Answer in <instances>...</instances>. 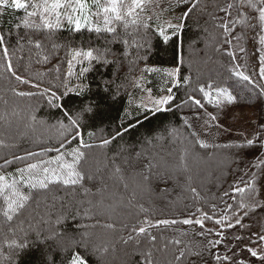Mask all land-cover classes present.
I'll list each match as a JSON object with an SVG mask.
<instances>
[{
    "label": "trees",
    "instance_id": "16d2710c",
    "mask_svg": "<svg viewBox=\"0 0 264 264\" xmlns=\"http://www.w3.org/2000/svg\"><path fill=\"white\" fill-rule=\"evenodd\" d=\"M101 2L106 3V0ZM125 2L130 3L131 0ZM225 3L227 0H200L199 6L185 21L181 19L187 7L184 3L177 6V0H148L142 15L152 17L150 28H141L139 36L147 32L149 44L141 49L129 47L127 58L119 56L122 67L120 64L74 62V75L67 78L69 85L75 86L82 80L90 85L91 90L84 97L70 94L57 101L63 105L62 109L48 105L47 98L40 93L52 85H58V93H63L70 53L110 47L119 55L122 45H109L106 33L89 31L86 26L77 31L66 19L61 21L58 29L30 32L22 26L17 27L24 15L22 10L7 7L0 10V35L6 38L10 53H14V67L20 75L40 84L39 88L20 84L4 67H0V157L12 159L13 153L24 156L28 151L39 152L42 147H54L58 136L56 126L61 120L66 122L63 116L65 109L74 113L82 103L99 102L100 105V115L95 120L86 121L83 127L84 142L94 147L83 149L87 159L82 170L93 179L82 182L84 188L50 186V191L39 192L12 222H5L0 215V264H65V253L57 250L52 240L46 239L53 232L61 233L60 242L69 249L75 248L86 258L87 264H141L143 254L149 250L156 264H174L172 255L176 248L168 242L180 238L197 249L203 240L193 234L197 231L195 227L177 224L152 228L150 231L157 236L154 245L143 238L138 247L135 244L125 245L122 240L145 218L153 221L165 218L180 220L193 213L198 206L211 211L213 204L217 205L216 212L222 214L225 205L234 202L224 193L231 192L236 185L244 187L253 179V174L257 198L264 203V165L255 167L260 163L261 153L226 147L242 142L246 135L264 125V98H257L259 87L254 89L232 76L229 69L235 66L238 71L250 75L257 85H264V80L259 79V54L256 51L259 45L254 33L249 32L239 45L225 42L228 34L219 27L225 14L217 10V5ZM91 10L94 12L95 8ZM96 19L93 17V26ZM169 21L182 25L175 35L167 29L166 22ZM158 24L171 36L168 43H164L158 35ZM120 31L123 33V29ZM29 34L42 41V53L34 48L29 50L27 45L23 51L18 50L17 38L24 37L26 43ZM53 43L59 45L55 54L51 53ZM240 47L245 51L240 52ZM146 49V58L140 59ZM229 51L235 53V61L227 55ZM43 55L49 56L48 62H43ZM38 60L41 62L38 63ZM5 64L0 51V65ZM56 66L60 67L59 74L55 71ZM81 67H89L90 70L78 79ZM145 67L162 70L178 67L182 69V76L191 78L188 86L181 84L173 90L172 95L176 99L170 110L155 112L137 109L144 92L142 89H151L153 96L160 97L167 95L166 89L170 86L167 83L169 78L163 71L144 72L142 88L137 89L134 81ZM57 75L60 79H56ZM104 81L109 82V93L102 91ZM208 83L228 87L236 97V103L223 109L211 103L206 109L183 104L189 94L202 98V94L193 89ZM14 90L35 95L21 97ZM116 92L119 95L113 101L111 95ZM126 110L132 115L121 121ZM209 114L219 117L211 122V127L206 126ZM129 121L132 126H129ZM121 122L128 127L127 132L121 128ZM117 128H120L122 137L107 147H99L101 140L111 138ZM173 129L177 132L170 135ZM193 131L197 133L196 137L191 135ZM89 132L94 135L90 137ZM196 139L203 140L209 147L200 148L195 143ZM77 146L78 141L71 145ZM57 155L53 150L45 153L42 159H54ZM27 162H17L0 174L10 177L16 173L17 167H23ZM117 167L121 169L120 174L115 172ZM145 176L149 179L145 180ZM85 188L88 189L87 195ZM192 188L197 189L198 196L193 195ZM239 199L237 196L236 201ZM256 221L259 224L254 227ZM245 223L250 227L231 229L227 233L228 246L237 244L233 239L235 235H247L236 248L244 258L248 256L243 251L244 246L257 239L256 232L264 233V211L257 210ZM107 224L114 227L107 228ZM182 231H187L188 235L181 236ZM12 240L27 246L23 249L10 248L8 243ZM85 241L87 248L81 246ZM93 246H106L108 253L101 258L93 254ZM224 247L221 246V254ZM71 255L69 251L67 256ZM207 259L205 252V261ZM245 259L252 258L248 256ZM193 264L197 262L194 260Z\"/></svg>",
    "mask_w": 264,
    "mask_h": 264
},
{
    "label": "snow or ice",
    "instance_id": "6c2138e0",
    "mask_svg": "<svg viewBox=\"0 0 264 264\" xmlns=\"http://www.w3.org/2000/svg\"><path fill=\"white\" fill-rule=\"evenodd\" d=\"M148 0H131L130 3H126L125 0H106V3H102L101 0H0V10L7 8L14 9L16 11H23L24 15L17 27H23L30 32L38 33L41 30H54L61 27V21L67 20L69 25H73L75 30L79 31L82 26H86L89 31L96 33H106L107 43L121 44L122 51L118 55L117 52L112 51L110 47H106L103 50L89 48L88 50H75L70 53L71 59L67 61L68 71L66 77L63 80V93H58V85H52L44 89L40 95L47 98L48 105L57 109H62L63 105L57 103L62 101L64 97L70 94H75L77 97H84L87 92H90L91 88L89 84H85L82 80L75 86H70L68 83V77L74 75V62L80 63L81 61H87L89 65L93 62L103 65L123 64L119 58L120 55L127 58L129 47H135L137 49L145 48L149 44V38L147 32L144 35L139 36V30L141 28L148 30L152 17H145L142 13L145 12V5ZM180 3L187 5L186 10L183 12L181 19L187 20L192 12L199 6L200 0H177V6ZM95 8L93 12L91 9ZM217 10L220 13L225 14V19L221 21L219 27L228 36L225 37V42L232 45L235 42L239 45L240 41L244 40L249 32L254 33V37L259 45L257 52L259 54V79L264 80V0H227L224 5H217ZM235 10V15H233ZM93 17L97 18L95 26H93ZM160 19L159 16L156 17ZM102 21V24H101ZM167 29L171 30L172 35H175L176 30L181 28L179 23L173 24L172 22H166ZM120 29H123L121 33ZM157 32L164 43H168L171 36L168 31L162 26L157 25ZM139 36V39H137ZM24 37L17 38L18 50L23 51L25 46L39 50L40 53L44 50V44L42 41L32 35H27L26 43ZM141 41H143L141 43ZM59 45L53 43L51 53L55 54ZM145 55L140 59L146 58ZM0 51H2L3 58L6 61L4 67L6 71L18 81L20 84L30 85L33 88H39V83H33L29 78L22 76L18 73V70L12 63V56L14 53H10L9 47L6 43V38L0 35ZM219 51V49H217ZM240 52H244L243 47L239 48ZM233 61L237 59L233 51L227 53ZM111 57V58H109ZM23 59V57H21ZM49 56L43 55V62H48ZM38 63L41 61L38 60ZM89 67H81L77 78L84 77L85 73L89 71ZM55 71L57 74L60 72V67L56 66ZM164 72L169 78L167 83L170 84L167 87V95L153 98L151 95V89H142L148 92V102L143 100L137 105V109H144L145 111H167L175 102V97L172 95L173 90L180 87L181 84L188 86L191 83L189 76H182V69L174 67L171 70H162L160 68H148L145 67L142 70L141 75L134 81V86L137 89H141V81L144 79L143 73H160ZM232 76L238 78L241 81L246 82L254 89L259 87L258 99L264 98V85H257L256 81L243 71H238L234 66L229 69ZM40 75H43L42 73ZM56 79H60L57 75ZM102 91L109 93V82L104 81ZM206 88L209 89L206 91ZM15 91V90H14ZM193 91H198L202 94V98L189 94L187 99L183 102L184 105H194L197 109H206L207 104L211 103L218 109H223L236 103V97L228 87L216 86L212 83L199 84ZM17 96H32L35 93L15 91ZM119 93H112L111 99L115 101L118 98ZM151 105V107H149ZM183 105H178V107ZM100 115L99 102H90L81 105L78 111L74 113L68 112L66 109L63 111V116L66 118V122L61 120L57 124L58 136L56 145L54 147H42L41 151H28L26 155L21 156L13 153L12 159H8L7 156L0 157V172H3L7 167L16 164L17 162H25L23 167H17L16 173L12 176L0 174V215L4 218L5 222H12L14 217L22 214L31 200L39 192L50 191L52 185H62L65 188H84L82 182L92 180L93 177L82 170V165L85 163L87 157L83 149L92 148L94 145L84 142L83 139V127L86 121L89 119L95 120ZM131 112L125 111L121 121L128 119L131 116ZM219 117L214 114H209V119L206 122V126L211 127L212 121H217ZM35 120V117H33ZM129 126L131 122L129 121ZM219 127V125H216ZM191 127V125H188ZM121 128L124 132L128 131V127H125L121 122ZM177 130L173 129L170 135L176 134ZM94 133L89 132V136H93ZM193 137H196L197 133L193 131L191 133ZM118 137H122L120 128H117L114 135L111 138H104L101 140L99 147H107L112 141ZM74 141H78L77 147H71ZM39 143V141H37ZM195 143L200 148H208L201 139H196ZM6 146V145H4ZM226 147L236 148L243 152L245 149L252 150L261 153L260 163L255 167H261L264 165V125L258 128L255 132L246 135L242 142L226 145ZM66 149H69L66 151ZM56 151L58 155L54 159H42L45 153ZM139 155V154H138ZM35 160L36 162H30ZM55 165V167H53ZM149 169L152 165H148ZM117 174L121 173V169L117 167L115 169ZM145 180L149 179L148 176L144 177ZM255 174L253 179L246 182L244 187L236 185L232 188L231 192L226 191L224 196H228L234 202L232 204H226L222 214L216 212L217 205L211 206V211L205 210L202 206L195 208L193 213H190L187 217L177 220L172 219H158L150 220L145 218L142 224L134 226L126 239L122 240L125 245L135 244L137 247L142 243V238L147 239L149 243L155 244L157 236L154 235L150 229L160 228L161 226H174L177 224L183 226H192L197 229L194 235H198L202 238L203 244L199 245L197 249H193L190 244H185L180 238H174L170 240L172 246L176 248V252L172 255L174 264H193L195 260L197 264L201 261L204 264H264V233H257V239L252 241L251 245L246 244L243 251L247 253L251 260L245 259L242 254H238L236 248L239 247V243L243 241V235H235L233 239L237 242L234 246H228L227 233L231 229H245L250 227L245 223V220L257 212V210L264 211V203H261L257 198V190L254 185ZM85 195L88 193V189H84ZM191 192L194 196H198L197 189L192 188ZM239 196V201H236V197ZM60 221H57L59 223ZM144 225H147L145 227ZM107 228H113L112 224H107ZM39 233L37 236L39 237ZM87 235V234H85ZM188 235L187 231H182L181 236ZM47 240H52L56 244L57 250L65 253V264H87V260L75 248H67L61 242V233L53 232L50 236L46 237ZM224 245L223 254H221V246ZM27 245L25 243L17 244L16 240H12L8 243V247H16L23 249ZM82 247L87 248V242L81 244ZM167 245L165 246V250ZM71 251L72 255L67 256V253ZM92 252L99 257H103L108 253V248L93 246ZM205 252H207L208 259L205 261ZM54 264V262H53ZM141 264H156L153 259V253L149 250L143 254Z\"/></svg>",
    "mask_w": 264,
    "mask_h": 264
},
{
    "label": "rangeland",
    "instance_id": "374dc122",
    "mask_svg": "<svg viewBox=\"0 0 264 264\" xmlns=\"http://www.w3.org/2000/svg\"><path fill=\"white\" fill-rule=\"evenodd\" d=\"M151 95H152V93H151ZM152 97L153 98H156L155 96H153L152 95ZM141 100H143L145 103H147L148 102V92H146V91H144L143 93H142V95L140 96V99H139V101H138V104L141 102ZM149 107H151V105H149ZM154 111V110H153ZM53 167H55V165H53ZM259 224V221H256V223H255V226L254 227H256L257 225ZM257 230V229H256ZM259 231V230H258ZM247 233V232H246ZM254 234V233H253ZM256 234H257V232H256ZM243 236H246L247 237V235H243ZM85 238V237H84ZM96 244H97V242H96ZM245 258H248V256L247 257H245Z\"/></svg>",
    "mask_w": 264,
    "mask_h": 264
}]
</instances>
